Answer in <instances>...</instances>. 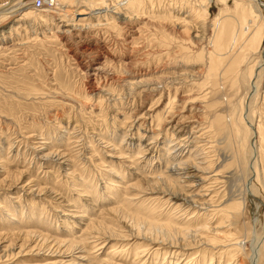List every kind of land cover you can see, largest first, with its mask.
Listing matches in <instances>:
<instances>
[{
	"label": "rangeland",
	"instance_id": "obj_1",
	"mask_svg": "<svg viewBox=\"0 0 264 264\" xmlns=\"http://www.w3.org/2000/svg\"><path fill=\"white\" fill-rule=\"evenodd\" d=\"M72 1L0 19V264H226L227 232L243 264L256 252L264 264V32L240 42L250 0L205 3L204 14L198 0ZM77 1L102 12L64 26ZM238 46L245 59L209 76L212 58ZM185 121L199 138L170 181L183 185L178 199L153 182L189 145L174 127ZM189 167L207 180L190 183Z\"/></svg>",
	"mask_w": 264,
	"mask_h": 264
},
{
	"label": "bare ground",
	"instance_id": "obj_2",
	"mask_svg": "<svg viewBox=\"0 0 264 264\" xmlns=\"http://www.w3.org/2000/svg\"><path fill=\"white\" fill-rule=\"evenodd\" d=\"M18 1V0H17ZM46 1V0H45ZM50 1V0H49ZM74 1V0H73ZM72 1V2H73ZM158 1H162V0H126V2H125V4L127 5V6H130V4H138L139 2H142L143 4H149V5H153L155 2H158ZM185 0H183V2H184ZM188 1V0H187ZM199 1V3H200V5L199 6H201L200 7V10H198V11H195L196 12V14H204L205 12H207L208 10H207V8H205L206 6H204L205 5V3L206 4H210L211 2H213V1H219V2H221V3H223V4H226L227 3V1L228 0H198ZM47 3H48V1H46ZM75 2V1H74ZM190 2V1H189ZM188 2V3H189ZM238 2V6H241L242 5V0H238L237 1ZM250 2H251V4L250 3H247V7H248V11H249V14H250V18H247L248 20H246V24H245V26L243 27L244 28V31L245 30H249V32L247 33H245V37L244 36H242V39H240V42L241 41H243V42H241L242 44L245 42V41H247V40H252L253 39V41L255 40V41H258V43L260 42V40L262 39V35H263V32H264V0H250ZM21 3H22V1H21ZM18 4V3H16V0H10L9 2H7V3H5V4H3V5H1L0 6V19H2V18H5V17H11V16H13L15 13H22V12H24L25 10H30V11H28L26 14H24V16L25 15H27L29 12H32V11H34L36 8H38L37 10L38 11H40V13H43V14H45V13H48L50 10H52V11H54V7L56 6V0H53V5L52 6H49L48 4H45V5H43V6H41V7H37V6H35V4L33 3V0H32V2L30 3V5L31 4H33L34 5V7L31 5V6H29V3H27L28 4V6L29 7H25V6H27V5H24V4ZM96 3V2H95ZM95 3H89L90 5V7H85L84 5H81V3H80V1H77V3L76 4H74V5H72L71 7H69V8H62L61 10H62V13H63V11H64V13H63V21L64 22H66V24L64 25V26H70L71 28H76L77 26H78V24H80L79 22H78V24H76L75 22L78 20V18H80V17H83V16H89L90 18L94 15V14H100L101 12H102V8H99V7H97V5L98 4H95ZM141 3V4H142ZM196 3V2H195ZM198 3V4H199ZM185 5V4H184ZM202 5H203V7H202ZM47 6V8L46 9H39V8H44V7H46ZM99 6V5H98ZM123 6V5H122ZM48 7H50V9L48 8ZM243 7V6H242ZM247 7H246V9H247ZM35 8V9H34ZM126 8V7H125ZM131 8V7H130ZM185 8V7H184ZM34 9V10H33ZM107 9V8H106ZM128 9V8H127ZM187 9V8H186ZM129 10V9H128ZM183 10V9H182ZM196 10V9H195ZM243 11H245V9H244V7H243V9H242ZM56 12L58 11L57 9L55 10ZM106 11V10H105ZM180 11V10H179ZM133 13V12H132ZM189 14V13H188ZM192 14V13H191ZM123 16V15H122ZM131 16V15H130ZM129 16V17H130ZM135 16V15H134ZM133 16V17H134ZM124 17V16H123ZM139 17V16H138ZM246 17V16H245ZM87 18V17H86ZM124 18H126V20H128V19H130V18H128V16H126L125 15V17ZM123 18V19H124ZM136 18H137V16H136ZM83 19V18H82ZM137 21V20H136ZM191 21V20H190ZM243 23H245V22H243ZM64 24V23H63ZM187 25H186V27L189 29L190 28V22H187L186 23ZM87 25V24H86ZM192 26V25H191ZM79 28V27H78ZM126 28V27H125ZM68 30V29H67ZM200 30V29H199ZM65 31V30H64ZM240 31V30H239ZM139 35V34H138ZM238 36V31L237 30H235L234 31V38H236ZM221 39V38H220ZM237 39V38H236ZM223 40V39H222ZM226 41V40H225ZM249 43V42H248ZM248 43H246V44H248ZM246 44H245V46H246ZM241 45V44H240ZM242 47V46H241ZM240 46H238V47H236V49L234 50V52H232L229 56H227L226 58H225V53L223 52V51H221V52H219V53H217L213 58H212V56H210L211 58H212V60H211V62H213V63H211V64H213V66L211 65V66H209V70H208V73H209V76H213V75H215V76H217L216 78L218 79L219 78V81L220 80H222V78H224L223 76H222V71L224 70H222L221 68L222 67H224L225 65H227L228 63H235L236 61H237V57H239V56H241L240 55V53H242L243 55H244V51L242 52V50H244V49H242ZM244 47V46H243ZM238 48V49H237ZM242 49V50H241ZM239 50H241V51H239ZM243 59H245V55L243 56ZM241 62H242V60H241ZM258 63V62H257ZM244 64V63H243ZM262 64V63H261ZM230 66V65H229ZM226 67V66H225ZM235 67V66H234ZM236 68V67H235ZM244 68V67H243ZM256 68H257V66L255 67V69H253V70H251V72H249V74H250V83H251V86H254L255 87V90L256 89H258V86L260 85L259 84V79L262 77V73H260L261 71H259V69L257 70L258 72L256 73L255 72V70H256ZM226 69H228V68H226ZM249 71V70H248ZM204 72V71H203ZM202 72V73H203ZM240 72V71H239ZM228 73V72H227ZM223 74H225L224 73V71H223ZM240 74V73H239ZM257 74V75H256ZM203 75V74H202ZM129 78V77H128ZM240 78V77H239ZM241 79V78H240ZM239 79V80H240ZM152 80V79H151ZM142 80L140 79V83L139 84H141L142 82H141ZM237 81V80H236ZM130 83V82H129ZM132 83V82H131ZM135 83V82H134ZM155 83V82H154ZM210 83V82H209ZM133 84V83H132ZM135 84H137V83H135ZM163 84H165V83H163ZM212 84H214V83H212ZM131 85V84H130ZM137 86V85H136ZM211 87V86H210ZM162 89V88H161ZM211 90H212V88H210ZM178 90V89H177ZM176 90V91H177ZM108 93V92H107ZM110 93V92H109ZM163 94V93H162ZM171 95V94H170ZM188 95H190V94H188ZM191 95H193V94H191ZM183 96V95H182ZM178 97V95H176V96H173V98H172V96L169 98V100H170V103H169V101H168V104H169V106H171L172 104H174L175 103V101H177L176 100V98ZM190 98V97H189ZM178 99V98H177ZM181 99V98H180ZM179 99V100H180ZM184 99V98H183ZM178 100V101H179ZM194 100H195V98H194ZM184 101V100H183ZM188 100L186 99L185 101H184V103L185 102H187ZM180 102V101H179ZM189 102V101H188ZM186 104V103H185ZM186 106H187V104H186ZM186 106H185V108H186ZM168 107V106H167ZM240 107H241V105H240ZM179 108V107H178ZM145 109V108H144ZM176 110V109H175ZM170 111V110H169ZM136 112V111H135ZM176 112V111H175ZM128 113V112H127ZM132 113H133V111H132ZM131 113V114H132ZM129 114V113H128ZM130 114V115H131ZM176 114H177V112H176ZM244 114L245 113H243L242 112V114H241V120H244V118L245 119H247V116L246 117H244ZM150 115V114H149ZM240 115V114H239ZM143 116V115H142ZM147 116V115H146ZM145 116V117H146ZM153 116V115H152ZM187 116V115H186ZM192 116V115H191ZM144 117V116H143ZM175 117V116H174ZM188 117V116H187ZM173 118V117H172ZM128 119V118H127ZM126 119V120H127ZM132 119V118H131ZM188 119V118H187ZM251 119V118H250ZM134 120V119H133ZM136 120V119H135ZM240 120V121H241ZM251 122H250V126H249V128L251 129V127H253V129L255 128V130H253V134H255L256 133V137L259 135V138L261 137L262 138V135H260V126L258 127L253 121H252V119L250 120ZM141 122V121H140ZM145 122V121H144ZM128 123V122H127ZM134 123V122H133ZM191 121L189 122V121H185V122H183L182 124H175V128H177V130H179V132H185L186 133V135H188L189 133H188V129H189V127L191 126ZM126 124V123H125ZM139 125V124H138ZM141 125V124H140ZM255 126V127H254ZM137 127V126H136ZM141 127V126H140ZM139 127V128H140ZM173 128V127H172ZM159 131V130H158ZM163 131V130H162ZM190 131V130H189ZM156 135V134H155ZM155 137V136H154ZM181 137V136H180ZM196 138H199V136H194V132H192L191 134H189L188 136H187V141H188V143L187 144H189V145H186V147L185 148H180V149H178L177 151H179L178 152V154L176 155V158H173V160L169 163L170 165H171V167H170V165H169V168L167 169V173L169 172L170 173V175H167L166 173H164V174H161L160 176H157V177H159L160 178V180L158 181V183H156V182H153V183H155V184H159V185H162L163 187H164V191L162 192V194H170V195H173V197L175 196V198H178L179 199V197H177L178 195H175V194H177V191H178V193H179V191H182L183 190V188H182V186H179V184H178V188H176L175 186L172 188L170 185H172V184H170V181L171 180H173L172 179V176H174L175 175V172L176 171H178L179 170V168L181 167V166H183V165H187L189 162H190V160L188 159V158H190L191 159V157L193 158V150L192 149H190V145L191 144H193V143H195L196 141H195V139ZM186 141V140H185ZM184 141V142H185ZM152 142V141H151ZM212 142V141H211ZM176 145V144H175ZM205 146V145H204ZM213 146V145H212ZM212 146H209V147H212ZM258 146H257V140L256 141H254V143H253V146H252V156L253 155H255V157H257V154H258ZM176 151V152H177ZM187 152V153H189V155L187 156L188 158L187 159H183V158H186L185 156L186 155H183V153L184 152ZM195 151V150H194ZM140 152H142V151H140ZM170 154V153H169ZM172 154V153H171ZM237 159L239 160V161H241V157L238 155L237 156ZM194 160V159H193ZM195 161V160H194ZM193 161V162H194ZM253 161V160H252ZM242 162V161H241ZM251 162V161H250ZM197 163H195V165H196ZM203 164V163H202ZM188 166V165H187ZM211 166V165H210ZM184 167H186V166H184ZM200 167V166H199ZM190 168H196L195 169V171L194 170H192L191 169V171L190 172H188V169H190ZM251 168V172L252 171H254L255 170V167H254V165L252 164H250L249 163V169ZM187 169V173L188 174H192L191 175V177L190 178H192L191 179V181H190V183H197V182H199V181H201V183L202 182H205L206 180H207V178L206 177H204V175L203 174H200V170H202V167H201V169H197V167H189V168H186ZM253 173L254 172H252V175H253ZM252 175L251 176H249V178H248V180L252 177ZM179 176V175H178ZM188 176V175H187ZM175 178H177V177H175ZM188 178V177H187ZM178 179V178H177ZM180 180V179H179ZM189 180V179H188ZM248 180H246V183H245V193L246 194H252L251 192H249V188H250V185H251V183H250V181H248ZM150 181H152V180H150ZM176 182V181H175ZM177 184V183H176ZM175 185V184H174ZM184 185H186V184H184ZM202 187V186H201ZM166 190V191H165ZM161 191V190H160ZM201 191H202V189H201ZM172 192V193H171ZM204 192V191H203ZM202 192V193H203ZM195 194V193H194ZM183 195V194H182ZM181 195V196H182ZM188 195V194H187ZM185 196V195H184ZM183 196V197H184ZM172 197V196H171ZM182 197V198H183ZM191 197V196H190ZM194 197V196H193ZM181 198V199H182ZM188 196H185V201H187L188 199ZM195 200V199H194ZM176 202V201H175ZM199 202V201H198ZM180 203H183V202H180ZM184 204V203H183ZM182 204V205H183ZM186 204H189V203H186ZM194 204V203H193ZM185 205V204H184ZM183 205V206H184ZM192 205V204H191ZM190 206V205H189ZM194 206V205H193ZM189 209V208H188ZM187 209V210H188ZM213 212V211H212ZM208 213V212H207ZM196 214V213H195ZM202 215V214H201ZM198 219V218H197ZM173 220H171V219H169V222H172ZM208 222V221H207ZM211 222V221H210ZM173 225H175V224H173ZM164 227H163V232H165L166 234H168V230H169V228H171L169 225L167 226V225H163ZM177 226V225H176ZM174 227V226H173ZM180 227V226H179ZM177 228V227H176ZM184 228V227H183ZM190 228V227H189ZM186 229H184L183 230V232L184 233H186ZM222 232H224V231H222ZM226 233V232H225ZM225 236V235H224ZM219 237V236H218ZM224 238V242H223V246L224 247H226L225 245H227V246H232V249H231V251H228V250H224L223 252H221V255L222 256H224V254H229L228 256H227V263L226 264H243L242 262H241V259H239L240 258V255H238V254H236V253H239L238 252V249L240 250V246H241V242H239V239L235 242L234 241V239H237V237H235L233 234H231V233H229V232H227V235L225 236V237H223ZM214 240H217V239H214ZM232 241H234V242H232ZM230 242V243H229ZM105 245V244H104ZM103 247V246H102ZM102 247H100V248H102ZM169 247H171V248H176V246L174 245V246H169ZM157 249H160V247H157ZM138 254V253H137ZM168 254H169V252H167L166 251V256L165 257H163V258H168ZM141 255V254H140ZM213 256H215V255H213ZM222 256H220L221 258H222ZM231 256V257H230ZM256 257L255 258H253V260H251V264H258L257 263V258H258V253L256 252V255H255ZM230 257V258H229ZM235 257V260L233 259ZM193 258V257H192ZM193 260H194V258H193ZM212 261L210 262V264H212L213 262H214V260H215V258L213 257L212 259H211ZM198 262V261H197ZM196 262V263H197ZM198 264H199V262H198Z\"/></svg>",
	"mask_w": 264,
	"mask_h": 264
},
{
	"label": "built area",
	"instance_id": "obj_3",
	"mask_svg": "<svg viewBox=\"0 0 264 264\" xmlns=\"http://www.w3.org/2000/svg\"><path fill=\"white\" fill-rule=\"evenodd\" d=\"M46 1H48V3ZM46 1L45 0H33V3L37 7H41V6L45 5V4H48L49 6L53 5V0H50V1L46 0Z\"/></svg>",
	"mask_w": 264,
	"mask_h": 264
}]
</instances>
